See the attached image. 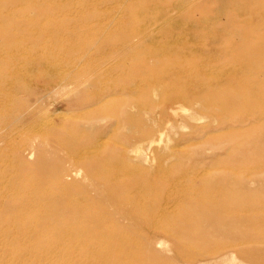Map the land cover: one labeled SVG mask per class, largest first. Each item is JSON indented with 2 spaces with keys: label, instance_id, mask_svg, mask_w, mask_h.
<instances>
[{
  "label": "bare ground",
  "instance_id": "6f19581e",
  "mask_svg": "<svg viewBox=\"0 0 264 264\" xmlns=\"http://www.w3.org/2000/svg\"><path fill=\"white\" fill-rule=\"evenodd\" d=\"M108 1L126 7L132 0H12L11 9L0 2V143L13 135L33 138L30 147L25 142L17 146L0 169V239L8 245H36L55 262L87 258L105 264H167L156 250L169 242L175 244V258L167 259L173 264H233L239 257L261 263L251 251L216 248L220 240L246 245L264 236V218L235 214L264 203V81L258 79L264 75V59L251 52L260 41L264 52V0H252L255 12L245 21L229 17L232 37L212 38L213 45L222 42L223 57L217 60L170 55L172 49L191 48L188 40L147 51L135 12L127 22L128 10H99ZM115 24L120 30H113ZM215 68L226 72L215 74ZM27 83L41 91L32 105L19 98ZM61 97H69L76 115L60 124L45 116L51 123L46 138L37 141L41 137L26 123L47 115L50 105L40 104L44 99ZM184 107L185 121L204 133V145L220 152H229L230 146L257 151L256 158L243 151L238 157L260 159L254 172L236 174L232 162L223 163L218 153L210 167L186 168L184 162L192 158L179 157V171L165 174V186L150 179L154 148L163 143L168 150L172 137L165 140L167 129L160 126L146 129L157 124L156 117L164 121ZM236 107L252 114L254 122L231 115ZM208 114L218 126L206 132L201 123ZM142 129L145 136L138 134ZM172 184L169 192L164 189Z\"/></svg>",
  "mask_w": 264,
  "mask_h": 264
},
{
  "label": "rangeland",
  "instance_id": "374dc122",
  "mask_svg": "<svg viewBox=\"0 0 264 264\" xmlns=\"http://www.w3.org/2000/svg\"><path fill=\"white\" fill-rule=\"evenodd\" d=\"M151 1H154V0H132L129 5L128 4L126 5V7H121L124 5H121V4L114 2V1H108V3H106L105 5H101L99 10L107 12V13H115V12H120V10H122V11L128 10L127 11V13H128L127 14V22H129V19L131 20L132 16H134V12H135V16H137V18L142 22L141 32H142V36H143V42L145 43V46H146L145 49L147 51H154V50L159 51V48L164 44H170V43L175 44L179 40L180 41H184V40L187 41L188 40L187 42L191 43V45H192L191 48L185 47V48H183L184 50H181V48H175L169 52L170 55H172V56H175V57L183 56L184 58H187V59H190V57H191V59L202 58V57L203 58L210 57V58H214L215 60L221 59L223 57V55H222L221 50L219 49V44L221 45L222 42L219 41L218 43H216V45H213L214 43H213L212 38L213 37H232V35L229 33L231 30V27L229 26V22H227L230 16L238 15L240 21H245L247 14L255 12V10L253 9L252 0H187V2L184 0H174V4H173V0H167L168 2L166 0H162L161 3L160 4L157 3V5H155L153 3L151 4L150 3ZM163 1H165L164 4H163ZM197 1H199V2H197ZM0 2L11 4L9 6V9H11L10 7H15L14 4L12 3V0H0ZM146 2H148L147 3L148 5L146 4ZM212 3H214V4H212ZM73 4L77 5V1H74ZM145 4H146V6H144ZM190 5H191V7H190ZM219 7H221V8H219ZM88 8H92V6H90ZM20 10H22V9H20ZM75 11H76V9H73L71 12L75 13ZM131 11H132V13H131ZM159 13H160V15H159ZM65 14L66 13H64V15ZM188 15L194 16L195 17L194 20H196V21H194V20L191 21V20L185 19L186 16H188ZM204 16H207V18H204ZM198 18H199V20H198ZM179 21H180V23H179ZM175 23H176V25H175ZM158 24H160V25H158ZM202 24L203 25L207 24V25L203 26ZM152 25H153V27H152ZM163 25H164V27H163ZM111 26H113V25H110L109 28ZM159 26H160V28H159ZM119 27H120V25L115 24L112 28H113V30L117 31V29H119ZM157 29H158V31H157ZM159 29H161V30L159 31ZM175 31L177 33H175ZM147 34H149V35H147ZM192 34H193V36L190 37ZM196 34L198 35V37ZM200 34L204 35V36L201 37ZM105 37H109V36L107 35ZM119 38L120 37H114L115 40H118ZM198 38H199V40H198ZM152 39H154L155 41ZM207 39H209V40H207ZM261 42L262 41L258 42L257 44H253L251 47V52L255 53L259 59H264V52L261 51V48H260ZM205 43L207 45H205ZM186 45H187V43H186ZM147 46H148V48H147ZM193 48H195V49H193ZM199 50H200V52H199ZM192 52H194V53H192ZM213 53H214V56H213ZM218 70L221 73L226 72V69H220V68L216 69L215 68V74L219 73ZM251 74H253V73H251ZM258 79L261 82L264 81V75L263 74L258 75ZM27 84H28V90L26 91V93L21 94L19 96V98L22 100V102H24L23 99H26L24 102L26 105H32V104H35L36 98L40 97L39 95L41 94V91L35 85L29 84V83H27ZM29 91L31 93H29ZM241 91L245 92V91H247V89L241 88ZM162 92H163V90L159 87V95H161ZM24 95L26 98L24 97ZM69 101H70L69 97H61L56 101H54L53 99H44L40 103L42 105L43 104L47 105V106L50 105V108H49L50 110L47 113V115L46 114L43 115L44 113H40V114H38V116H36L37 118L35 120L29 121L28 123H26L28 125V127H27L28 129L33 130L34 132L37 133L36 135L41 137L40 139L38 138L37 141L43 140L46 138L43 136V133L46 131V125H48L51 122L52 123L54 122L55 124H60L63 122V120H65L66 118H69L71 115H76V112L75 113L73 112V110H74L73 104L70 106L68 105ZM157 101L158 100H155L156 105H158V103H156ZM51 104H52V106H51ZM63 104L68 106L69 108H71V110H69L66 106L64 108H60V107H62ZM195 106H196V108H198L199 104H196ZM57 108L60 111L59 110L56 111ZM243 109L244 108H242V107H236L234 109H230L229 112L231 115H233L236 118H238V117L240 119L247 118L250 120V122H254L255 119L252 116V114H249V112H246ZM187 111H188V109L184 107L182 110H179L177 115H171L168 119H164V121L161 120L159 117L158 118L156 117V120H157L156 123L157 124L152 125V126L149 125V128L146 129L149 131L150 130H158L159 126H160L161 127L160 129H163V128L167 129V134L164 137L165 140H167L168 135L172 137V142H171L172 145L170 144V148L168 150H164L163 143H161L159 147L154 148L155 149L154 153L156 154L155 155L156 160L152 164L153 170L151 171L152 173L150 174V179H152L153 181L157 180L160 183L163 182L164 186H165V183L167 181V179L165 178V174L169 171H172V172L173 171H179V170H175L179 157H181V156L182 157L183 156L188 157L189 156L192 158V159L184 162V167H186V168H191L193 165H196V164H199V167H204L205 165H207L206 167H210L211 164L213 163V160H214V159H212L214 154H218V153L221 156L220 160L221 161L223 160V163L232 162V164H230V165L236 174H245V173L251 174L254 172L256 165L258 164V162H260V159H255L251 162H248L246 160H243L242 158H238V157L242 156L240 153H242V151H243V150L240 151L238 146H230L229 152H220L218 149H216L214 147L212 148L209 145H206V144L204 145V140H203L204 139V137H203L204 133L197 131L196 128H194L192 126L194 124H191V123L185 121V115H186ZM45 116L47 118L50 117L49 119H51L50 120L51 122L50 121L47 122ZM205 120L207 122H205ZM215 121H216L215 117L208 114L206 116H203V120H202L201 125H204V126L206 125V127L208 128V130H206V132H208V131H210L211 128L218 126L217 125L218 122H215ZM215 123H216V125H215ZM221 127H223L224 132L228 131L229 126L222 125ZM238 130H240V129L237 128V131ZM168 131H169V133H168ZM146 133H147V131H144L143 129L138 132V134L142 135V136H145ZM212 135H215V134H212ZM7 139H5V141H2V143H0V147H1V149H0V157H1L0 162L2 161L0 163V169L1 170H3L4 166H6V163H5L6 158H12L13 157L17 146H18V148H21V146L23 145V142H25L30 147L29 143H31V140H33V138L30 139L26 135H21L18 137H17V135H13V136H9V138H7ZM121 140L122 141L125 140L124 136H122V135H121ZM110 142L112 144H114L112 140ZM7 143H9V144H7ZM35 145H36V148L39 146L38 144H35ZM204 146H205V150H207V151L204 150ZM13 149H14V151H13ZM203 150L206 153L205 152L203 153ZM9 152H12V153H9ZM196 153L201 154V155L203 154L205 156V158L207 157V159L205 161H201L200 160L201 158L199 159L198 156H195ZM237 154H238V156H237ZM243 154L245 156L249 155L250 158H256L257 157V151L251 150L250 148L244 149ZM169 158H170V160H169ZM29 162H30V164H33L35 162V159L30 160ZM135 165L145 167V168L150 167L148 164H143V163L142 164L136 163ZM177 173H179V172H177ZM224 173H226V171ZM178 175H180V174H178ZM178 182L179 181H176L173 184L177 185V184H179ZM173 184L170 187L169 186H167L166 188L164 187V189H166L169 192L170 190H172L171 188H172ZM160 185H162V184H160ZM235 214L242 216V217L255 218L257 220L263 219L264 218V203L259 207L258 206H251L250 208L245 209V210L239 209L238 211L235 212ZM10 231L13 234L14 230H10ZM158 238H162L161 235L158 236ZM177 239L182 244L185 243V240H183L182 237L177 238ZM8 244H7V240L0 239V264H27V263L28 264H105L104 262L97 261L94 259H87V258H84V260L69 259L67 261L65 260V261L55 262V260L50 257L51 255L49 257H44V251L37 248L36 245L34 246L33 244L24 243V242H19L17 244L10 243V245H8ZM174 246H175L174 243H169V242H164V243H161L158 245L159 248H158V250H156V253H157V256L160 258V260L162 261V263L173 264V261L167 260V259H169V258L174 259L175 258L174 256L176 254V250H175ZM191 246L195 247V246H197V243H191ZM222 247H225V248L231 247L235 251H239V252L251 251V252L255 253L258 257H260L259 261L261 263H258V264H264V236L263 237H257L255 241L248 243L246 245H239V243H231L227 240H220L218 247L216 249H219ZM159 251H161V252H159ZM239 258L240 259L236 260L233 264H251L249 260H243V259H241V257H239ZM126 264H133V263L129 261ZM158 264H161V263H158Z\"/></svg>",
  "mask_w": 264,
  "mask_h": 264
}]
</instances>
